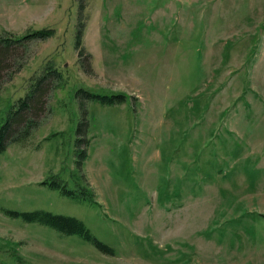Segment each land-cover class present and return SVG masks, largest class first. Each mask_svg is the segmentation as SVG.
I'll list each match as a JSON object with an SVG mask.
<instances>
[{
  "label": "rangeland",
  "instance_id": "rangeland-1",
  "mask_svg": "<svg viewBox=\"0 0 264 264\" xmlns=\"http://www.w3.org/2000/svg\"><path fill=\"white\" fill-rule=\"evenodd\" d=\"M82 2L0 0V34L54 29L0 84V126L59 74L0 153V264H264V0ZM9 210L76 217L112 251Z\"/></svg>",
  "mask_w": 264,
  "mask_h": 264
},
{
  "label": "trees",
  "instance_id": "trees-1",
  "mask_svg": "<svg viewBox=\"0 0 264 264\" xmlns=\"http://www.w3.org/2000/svg\"><path fill=\"white\" fill-rule=\"evenodd\" d=\"M80 4L82 7V0ZM81 7L77 15L78 21L82 13ZM82 28L83 25L76 24L74 48L77 50L79 56H83V67L84 70L87 71L84 58L85 55L83 53L84 47L82 44ZM53 33V28H39L33 29L32 31H29L23 35H15L11 32L0 34V84L11 80L13 75L20 69L22 66L21 61L27 57L26 52L28 51L30 41L34 39L44 40L53 35ZM58 77L59 74L56 69L51 67L37 80L36 87L32 89L29 95H25L23 98L20 97L17 99L14 109L9 112V115L6 117L4 123L0 126V153L6 150L9 144L27 138L31 131L38 126L40 123L39 119L41 118V114L45 110L47 111L46 102L47 97L49 96L48 94L52 87L56 85L57 82H55V80L57 81ZM80 93L82 94L81 99L86 98V100L88 99L101 105L123 104L127 101V96L123 93L106 94L79 89L77 95ZM84 103L82 104L83 107ZM85 123L86 120L83 117L82 121L79 122L77 127V140L80 142V144L82 142L86 143L87 141L81 135L84 130L83 124ZM82 150L80 153V158L84 160L87 156L86 149ZM50 186L52 188L59 189L63 195H74V191L61 186L56 181L51 182ZM8 213L12 217H21L22 219L29 222H37L41 225L49 226L52 229L63 233H77L103 253H111L112 251L108 245L102 243L92 236L89 229L86 228L82 221L76 217L52 214L51 212L43 210H34L31 212H17L9 210ZM18 262H21L19 258Z\"/></svg>",
  "mask_w": 264,
  "mask_h": 264
}]
</instances>
